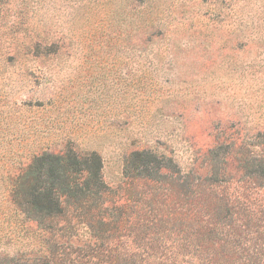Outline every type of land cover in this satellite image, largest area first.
<instances>
[{"label": "rangeland", "instance_id": "374dc122", "mask_svg": "<svg viewBox=\"0 0 264 264\" xmlns=\"http://www.w3.org/2000/svg\"><path fill=\"white\" fill-rule=\"evenodd\" d=\"M263 92L264 0H0V253L33 152H96L112 211L133 151L190 170L223 127L264 126Z\"/></svg>", "mask_w": 264, "mask_h": 264}, {"label": "trees", "instance_id": "16d2710c", "mask_svg": "<svg viewBox=\"0 0 264 264\" xmlns=\"http://www.w3.org/2000/svg\"><path fill=\"white\" fill-rule=\"evenodd\" d=\"M260 101L264 107V92ZM173 162L158 150L133 151L125 170L133 204L111 203L109 211L116 191L103 181L96 152H33L9 178V228L18 240L0 257L6 264H264V126L223 127L190 170ZM134 182L146 190L136 192Z\"/></svg>", "mask_w": 264, "mask_h": 264}]
</instances>
